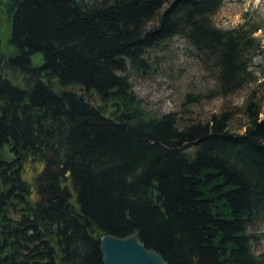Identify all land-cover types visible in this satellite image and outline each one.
I'll use <instances>...</instances> for the list:
<instances>
[{
	"label": "trees",
	"instance_id": "1",
	"mask_svg": "<svg viewBox=\"0 0 264 264\" xmlns=\"http://www.w3.org/2000/svg\"><path fill=\"white\" fill-rule=\"evenodd\" d=\"M222 1L0 2V65L26 77L0 72V264H102L98 238L129 233L166 264H264V111L248 100L241 134L225 110L179 124L129 81L178 37L214 77L209 97L245 87L259 26L215 27Z\"/></svg>",
	"mask_w": 264,
	"mask_h": 264
},
{
	"label": "rangeland",
	"instance_id": "2",
	"mask_svg": "<svg viewBox=\"0 0 264 264\" xmlns=\"http://www.w3.org/2000/svg\"><path fill=\"white\" fill-rule=\"evenodd\" d=\"M212 23L221 30L234 29L241 24H258L259 30L253 36L258 39L260 49L250 61V82L245 87L226 97H209L210 90H214V77L201 68L185 42L176 37L149 53L146 74L129 75L131 90L143 101L150 114L158 116L174 112L179 124L207 120L212 114L229 111L232 114L229 130L241 134L245 126L243 108L246 102L251 100L261 112L264 111V0H223L212 16ZM6 31V19L0 5V49L3 56L10 51ZM30 61L31 65L37 66L41 63V57L33 55ZM0 72L14 84L25 85L26 77L7 69L4 62L0 65ZM186 95L195 97L197 101L186 102ZM262 117L259 114V118ZM33 167L40 168V164L35 163ZM34 174L31 165L26 164L23 175ZM31 196L34 197L33 192ZM254 228L258 233L264 232V222L256 223ZM255 249L264 251L263 236H259Z\"/></svg>",
	"mask_w": 264,
	"mask_h": 264
},
{
	"label": "water",
	"instance_id": "3",
	"mask_svg": "<svg viewBox=\"0 0 264 264\" xmlns=\"http://www.w3.org/2000/svg\"><path fill=\"white\" fill-rule=\"evenodd\" d=\"M98 242L102 264H166L158 252L147 249L134 233L121 237L103 234Z\"/></svg>",
	"mask_w": 264,
	"mask_h": 264
}]
</instances>
